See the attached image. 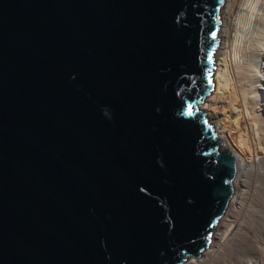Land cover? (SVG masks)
<instances>
[{"label": "water", "instance_id": "obj_1", "mask_svg": "<svg viewBox=\"0 0 264 264\" xmlns=\"http://www.w3.org/2000/svg\"><path fill=\"white\" fill-rule=\"evenodd\" d=\"M225 3L0 0V264L201 255L237 171L200 106Z\"/></svg>", "mask_w": 264, "mask_h": 264}, {"label": "bare ground", "instance_id": "obj_2", "mask_svg": "<svg viewBox=\"0 0 264 264\" xmlns=\"http://www.w3.org/2000/svg\"><path fill=\"white\" fill-rule=\"evenodd\" d=\"M259 28V29H258ZM264 0H226L213 89L200 104L234 153V194L201 255L183 264H264Z\"/></svg>", "mask_w": 264, "mask_h": 264}, {"label": "rangeland", "instance_id": "obj_3", "mask_svg": "<svg viewBox=\"0 0 264 264\" xmlns=\"http://www.w3.org/2000/svg\"><path fill=\"white\" fill-rule=\"evenodd\" d=\"M258 29H259V28H258ZM260 29H262V31L264 32V28H260ZM261 60H262V62L264 63V59L261 58Z\"/></svg>", "mask_w": 264, "mask_h": 264}, {"label": "snow or ice", "instance_id": "obj_4", "mask_svg": "<svg viewBox=\"0 0 264 264\" xmlns=\"http://www.w3.org/2000/svg\"><path fill=\"white\" fill-rule=\"evenodd\" d=\"M214 35V34H213ZM191 106H189V112H190Z\"/></svg>", "mask_w": 264, "mask_h": 264}]
</instances>
